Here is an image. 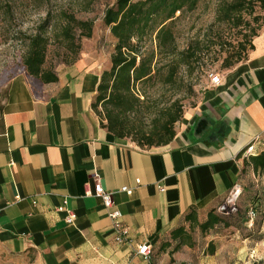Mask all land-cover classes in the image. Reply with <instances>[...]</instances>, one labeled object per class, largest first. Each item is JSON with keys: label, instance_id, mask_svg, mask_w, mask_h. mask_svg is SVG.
Masks as SVG:
<instances>
[{"label": "crops", "instance_id": "crops-1", "mask_svg": "<svg viewBox=\"0 0 264 264\" xmlns=\"http://www.w3.org/2000/svg\"><path fill=\"white\" fill-rule=\"evenodd\" d=\"M252 46L161 147L104 128L93 105L108 61L83 52L54 71V83L15 77L0 107V264H264V178L247 165L264 154V28ZM97 182L112 193L110 210L86 195ZM234 187L243 215L257 208L254 227L192 229L186 217L221 215ZM109 211L121 214L124 244ZM181 231L191 240L178 246ZM144 244L147 261L137 254Z\"/></svg>", "mask_w": 264, "mask_h": 264}, {"label": "trees", "instance_id": "trees-1", "mask_svg": "<svg viewBox=\"0 0 264 264\" xmlns=\"http://www.w3.org/2000/svg\"><path fill=\"white\" fill-rule=\"evenodd\" d=\"M200 1L116 0L112 7L106 9L103 23L110 29L115 44L110 56V68L101 76L93 109L104 122V128L115 138L130 139L141 148L166 146L174 139L176 126L184 115L179 102L160 110L148 132L133 130L128 115L147 107L149 98L144 90L148 85L157 82L170 85L180 73L187 74L203 61V52L197 44H191L180 51L174 35L175 22L185 14L194 12ZM216 1L219 21L237 27L242 23L243 13L252 15L257 5L264 8V0ZM262 28L264 26L253 30L248 37L251 41L248 42L247 54L242 56L243 52H239L235 60L230 62L226 58L223 69L229 71L247 59L253 49L252 41ZM92 31V22L77 21L67 16L66 25L61 29V38L64 49L72 52L73 57L66 58L64 65L74 64L81 49L80 41L91 39ZM27 38L28 44L22 58L25 75L43 85L56 82L55 70L46 68L45 65L48 39L41 33ZM99 106L102 107V112H99ZM247 165L252 167L255 174L264 178V154L249 157ZM249 210H253L257 216V208L252 206ZM249 210L246 216L241 210L237 216L222 213L217 215L212 211L202 224L190 216L186 217V221H191L192 229L197 228L201 233L220 225L229 227L233 220L247 228ZM176 238L179 240L178 246H183L191 240L190 236L182 231Z\"/></svg>", "mask_w": 264, "mask_h": 264}, {"label": "rangeland", "instance_id": "rangeland-1", "mask_svg": "<svg viewBox=\"0 0 264 264\" xmlns=\"http://www.w3.org/2000/svg\"><path fill=\"white\" fill-rule=\"evenodd\" d=\"M115 1L0 0V107L8 84L17 76H25L22 58L28 44L27 37L41 33L48 39L46 68L56 70L67 66L63 64L66 58L73 57L72 52L64 49L61 38V29L66 25L67 16L77 21L93 23L92 37L80 41L81 49L75 62L83 52H87L108 61L109 70L115 42L110 29L104 25L103 18L106 9L112 7ZM217 9L216 0H201L194 12L185 14L175 22L174 35L178 50L197 44L203 52V61L187 74L180 73L170 85L159 82L148 85L144 91L149 104L128 115L133 130L148 132L158 112L174 102H179L183 114L198 107L202 94L210 83L209 76L224 75L227 72L223 69L226 58L230 62L235 60L239 52H243L242 56L247 54L248 42L251 41L248 37L253 30L264 26V8L257 5L252 15L243 13L242 23L238 27L220 22ZM28 81L32 82L30 79ZM98 110L102 112L103 109L99 106ZM237 210L233 216L239 214V204ZM179 256L184 257V253ZM175 264H182V261H176Z\"/></svg>", "mask_w": 264, "mask_h": 264}, {"label": "built area", "instance_id": "built-area-1", "mask_svg": "<svg viewBox=\"0 0 264 264\" xmlns=\"http://www.w3.org/2000/svg\"><path fill=\"white\" fill-rule=\"evenodd\" d=\"M222 77L223 75L211 74L209 76L210 85L213 87L218 86L222 81ZM244 155L245 156L253 155L252 147L248 148L245 151ZM120 191L127 194L131 193V190L127 187L122 188ZM86 195H93L94 197L100 199L103 207L107 210H110L113 207L112 193L106 192L98 182L95 183L92 194L87 192ZM240 195H241L240 188L234 187L230 192L229 196L223 202V204L219 206L218 212L226 215L235 214L237 212V202L239 200ZM63 209L64 208H60L59 211H62ZM108 217L112 222V229L115 236V242L117 244H124L128 235V230L125 227H123L121 223V214L117 211H109ZM255 218H256L255 212L253 210H249L248 225H247L248 228L253 227ZM74 220H75V215L72 212H67L65 222L67 224H72ZM137 254L141 256L145 261H147L151 255L150 247L144 244L138 249Z\"/></svg>", "mask_w": 264, "mask_h": 264}]
</instances>
